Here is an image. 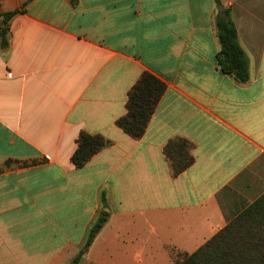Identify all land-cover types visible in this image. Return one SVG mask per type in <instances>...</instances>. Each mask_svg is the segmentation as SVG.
<instances>
[{
  "label": "crops",
  "instance_id": "obj_1",
  "mask_svg": "<svg viewBox=\"0 0 264 264\" xmlns=\"http://www.w3.org/2000/svg\"><path fill=\"white\" fill-rule=\"evenodd\" d=\"M16 10L0 44L8 264H178L172 250L193 254L264 196V0H0ZM224 16L244 83L217 63ZM144 72L166 88L136 140L117 121ZM82 132L110 144L76 168ZM179 138L194 162L174 176L164 149Z\"/></svg>",
  "mask_w": 264,
  "mask_h": 264
},
{
  "label": "trees",
  "instance_id": "obj_2",
  "mask_svg": "<svg viewBox=\"0 0 264 264\" xmlns=\"http://www.w3.org/2000/svg\"><path fill=\"white\" fill-rule=\"evenodd\" d=\"M73 4L77 0H70ZM19 10L0 14L6 27L0 30V44L8 46V22ZM220 50L217 63L224 74L234 77L238 82H247L250 78L248 61L237 36L233 22L224 16L218 19ZM166 85L150 72H144L128 94L127 113L117 121V125L133 139H140L149 124L155 108L165 91ZM77 148L71 158L76 168L83 167L98 151L110 142L101 135H89L82 132ZM191 144L184 139L171 140L164 149L170 163L172 174L177 176L194 162ZM34 163V162H33ZM27 164V163H26ZM264 201L260 198L248 211L229 223L224 229L204 243L193 254L172 250V256L178 264H264V214L262 217L247 216L251 210ZM107 218L104 213L92 226L87 244L95 239ZM80 256L71 264H78Z\"/></svg>",
  "mask_w": 264,
  "mask_h": 264
},
{
  "label": "rangeland",
  "instance_id": "obj_3",
  "mask_svg": "<svg viewBox=\"0 0 264 264\" xmlns=\"http://www.w3.org/2000/svg\"><path fill=\"white\" fill-rule=\"evenodd\" d=\"M5 27H6V24H5L4 18L0 16V30L4 29ZM7 39H8V35H7ZM7 259H8L7 256L0 255V264H8Z\"/></svg>",
  "mask_w": 264,
  "mask_h": 264
}]
</instances>
